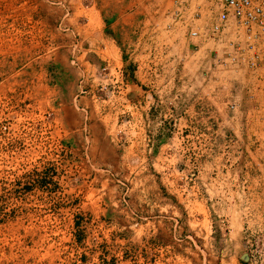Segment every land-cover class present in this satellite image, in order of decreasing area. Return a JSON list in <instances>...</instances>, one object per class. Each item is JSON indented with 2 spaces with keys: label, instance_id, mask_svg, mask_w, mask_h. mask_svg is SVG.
I'll use <instances>...</instances> for the list:
<instances>
[{
  "label": "rangeland",
  "instance_id": "rangeland-1",
  "mask_svg": "<svg viewBox=\"0 0 264 264\" xmlns=\"http://www.w3.org/2000/svg\"><path fill=\"white\" fill-rule=\"evenodd\" d=\"M34 1L0 0V264H264L260 200L208 192L239 184L226 176L235 170L264 169L262 131L257 160H234L231 130L224 158L213 147L202 160L184 141L171 158L128 167L113 146L91 143L87 121L64 128L49 94L64 92L68 69L36 28L60 23L34 16L56 4Z\"/></svg>",
  "mask_w": 264,
  "mask_h": 264
},
{
  "label": "crops",
  "instance_id": "crops-1",
  "mask_svg": "<svg viewBox=\"0 0 264 264\" xmlns=\"http://www.w3.org/2000/svg\"><path fill=\"white\" fill-rule=\"evenodd\" d=\"M49 3L56 7L34 16L56 17L60 23L36 28L62 49L68 69L64 92L57 88L49 94L52 102L61 98L57 112L66 130L75 133L87 121L92 144L113 146L128 167L138 162L137 169L161 161L163 154L171 158L184 141L201 146L193 154L202 160L211 154L224 158L231 130L235 142L227 148L237 147L234 160H257L253 135L264 134V60L261 51L257 66H249L255 50L247 49L242 30L230 24L206 40L202 33L215 17L194 21L188 15L184 24H173V0H40L41 8ZM191 30L200 35L191 38ZM82 87L89 94H81ZM213 147L217 152H210ZM226 176L240 183L214 185L208 192L249 194L260 200L255 208H264V169L240 168Z\"/></svg>",
  "mask_w": 264,
  "mask_h": 264
},
{
  "label": "built area",
  "instance_id": "built-area-1",
  "mask_svg": "<svg viewBox=\"0 0 264 264\" xmlns=\"http://www.w3.org/2000/svg\"><path fill=\"white\" fill-rule=\"evenodd\" d=\"M175 10L171 16L178 21L192 15L194 21L200 20L203 15H211L213 19L210 26L202 33L206 40H212L233 24L238 30L244 32L247 49L255 50L249 60V66L255 68L259 56L264 60V0H173ZM207 8V10H203ZM202 9V10H201ZM200 34L191 30L189 36L197 38ZM264 65V61H262Z\"/></svg>",
  "mask_w": 264,
  "mask_h": 264
},
{
  "label": "bare ground",
  "instance_id": "bare-ground-1",
  "mask_svg": "<svg viewBox=\"0 0 264 264\" xmlns=\"http://www.w3.org/2000/svg\"><path fill=\"white\" fill-rule=\"evenodd\" d=\"M188 18H189V16H188ZM192 18V17H191ZM188 24V23H187ZM185 26V25H184Z\"/></svg>",
  "mask_w": 264,
  "mask_h": 264
}]
</instances>
